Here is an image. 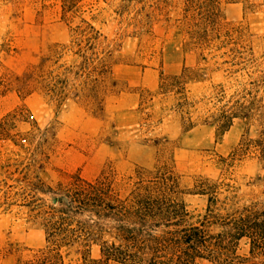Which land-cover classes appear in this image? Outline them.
Here are the masks:
<instances>
[{
	"label": "trees",
	"instance_id": "trees-1",
	"mask_svg": "<svg viewBox=\"0 0 264 264\" xmlns=\"http://www.w3.org/2000/svg\"><path fill=\"white\" fill-rule=\"evenodd\" d=\"M80 1L64 3L66 15L50 21L63 26L67 37L52 45L45 42L40 62L19 61L30 76L28 91L0 80V264L6 251L14 255V264H264V203L227 207L223 196L232 189L224 179L177 170L171 154L181 146L178 143L157 145L153 166L131 159L128 153L113 158L108 150L112 145L105 146L101 135L109 126L101 112L95 116L99 135L93 143L85 138V117H77L80 122L55 117L33 157L14 158L5 152L7 141L22 137L27 124L38 123L27 103L29 93L39 92L57 104L58 115L70 99L86 108L82 94L87 84L107 87L106 74L115 62L102 49L104 33L85 15ZM128 1L145 2L150 14L167 23L168 31L178 33L182 46L199 50L205 60L206 53L214 52L229 55L232 59L226 62L243 68L258 60L246 39L251 34L248 15L264 0ZM229 6H239L244 14L237 20L229 18ZM173 43L166 39L161 45L166 49L153 60L166 62L162 52ZM183 66L187 67L185 62ZM79 77L83 82L78 89ZM253 82L258 86L255 91L246 90L239 105L221 115L217 142L236 117L249 123L227 154L213 152L225 165L244 158L264 163V73ZM164 84L156 92L148 91L152 107L160 95L161 101L176 96L174 85ZM129 88L131 93L141 89ZM96 104L104 110L107 101L102 98ZM142 105L137 101L130 107L141 112ZM176 107L172 104L168 110ZM252 125L257 126L255 133ZM43 166L51 173L49 179L39 170ZM18 226L44 229L45 244L33 247L11 241ZM94 244L101 247L98 256L92 253Z\"/></svg>",
	"mask_w": 264,
	"mask_h": 264
},
{
	"label": "rangeland",
	"instance_id": "rangeland-1",
	"mask_svg": "<svg viewBox=\"0 0 264 264\" xmlns=\"http://www.w3.org/2000/svg\"><path fill=\"white\" fill-rule=\"evenodd\" d=\"M70 1L73 0H0L1 81L12 82L14 86L19 85L28 91L30 76L18 63L21 60L40 62L45 42L52 45L67 37L63 26L50 24V21H57L66 15L62 5ZM55 3L57 7H53ZM79 3L84 5L85 15L104 33L106 40L102 49L110 55L115 65L123 71H140L142 84L138 87L141 89L137 93H131L129 84L123 80H115L111 69V72L106 74L107 87H96L94 83L83 87L85 93L81 94L85 97L86 108L80 107L74 99H70L61 107L58 115L57 104L48 102L39 92L29 93L27 103L38 123L27 124L25 128L28 131H25L22 137L7 141L5 152L14 158L33 157L39 138L46 127L54 124L55 117L68 122H80L77 117H85V138L90 137L93 143L94 138L99 135V120L95 116L102 112L108 118L109 126L101 135L105 146L112 145L108 149L111 157L122 159L128 153L131 159L153 166L157 145L173 147L177 143L184 145L193 141L187 170L182 172L176 164L180 173L194 172L197 175L224 179L226 187L232 189L223 196L227 207L233 203L241 207L247 204H263L264 163L253 158H244L232 165H225L213 152L227 154L231 146L241 140L249 125L248 119L236 117L228 134L223 135L219 142L216 141L217 127L219 122L224 121L220 119L223 112L233 106L235 109L246 90L255 91L258 86H255L253 81L264 73V4L248 15L251 34L246 39L249 49L251 48L258 60L243 68L226 62V59L232 58L222 52L206 53L205 60L199 50L186 49L180 43L178 33L168 31L167 23L150 14L145 2L82 0ZM226 14L229 18L237 20L244 13L239 6H229ZM166 39L174 41L170 50L162 52L166 62L153 60L162 49H166L161 48ZM184 62L187 67L183 66ZM173 73L174 77L168 76ZM74 77V73H71V78ZM81 82L83 78L79 77L75 83L78 89ZM163 82L166 87V84L174 85L178 92L175 97L169 96L167 100L164 98V101H161L160 95L156 107H152L148 91L156 92ZM102 98L107 101L104 110L99 109L96 104V100ZM137 101L143 103L139 133L129 140L119 139L115 114ZM172 104H176L177 109L169 111L168 107ZM163 115H166L164 121L158 124L159 117ZM251 130L255 133L257 126L252 125ZM24 137L26 139H23ZM172 155L176 161L175 150ZM39 170L44 178H50L51 173L47 167L43 166ZM100 252V245L94 244L93 255L98 256Z\"/></svg>",
	"mask_w": 264,
	"mask_h": 264
},
{
	"label": "crops",
	"instance_id": "crops-1",
	"mask_svg": "<svg viewBox=\"0 0 264 264\" xmlns=\"http://www.w3.org/2000/svg\"><path fill=\"white\" fill-rule=\"evenodd\" d=\"M138 67V66H137ZM112 76L115 80L126 81L131 87H138L142 84L140 71H123L121 67L113 66ZM115 124L117 126V136L122 140H129L139 133L140 110L137 107L120 109L115 114ZM193 141H188L175 149L177 168L182 172L187 170V163L192 149ZM11 241H24L33 247L43 246L46 242L45 230L41 228H26L18 226L13 229L10 237ZM1 264H14V255L6 251L1 260Z\"/></svg>",
	"mask_w": 264,
	"mask_h": 264
}]
</instances>
